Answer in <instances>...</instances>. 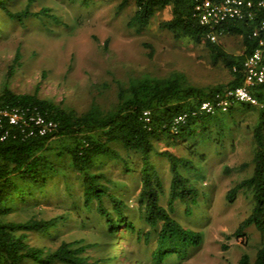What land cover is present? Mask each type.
Instances as JSON below:
<instances>
[{"label": "trees", "instance_id": "obj_1", "mask_svg": "<svg viewBox=\"0 0 264 264\" xmlns=\"http://www.w3.org/2000/svg\"><path fill=\"white\" fill-rule=\"evenodd\" d=\"M88 1L82 0L84 4ZM129 1L136 8L130 26L137 32L147 28L157 10L169 8L171 18L162 21L159 27L172 33L177 41L203 45L214 63H222L230 71L231 80L225 86L198 88L179 74L166 78H132L127 86L119 85L118 102L113 109L103 110L93 103L82 113L37 94L15 93L8 84L4 85L0 91V110H20L25 123L11 125L5 118L0 127V264L112 262L111 256L93 259L87 255L93 244L82 240L60 241L61 228L76 213L49 219L12 218L29 199L43 194L52 182L57 169L49 158L50 150L70 160L71 169L81 177L84 208L103 219L109 236L119 238L120 232L126 230L136 235L137 240L143 238L150 242L154 238L153 264L187 260L204 243V233L184 227L174 217L177 203L190 214L199 202L198 187L185 173L200 171L196 161L201 159L200 146L223 142L236 125V114L251 110L258 114L252 128V173L233 186L226 199L232 204L242 192L252 201L250 214L239 225L236 236H245L248 242L250 236L246 229L253 227L264 238V107L234 103L225 112L201 110L202 104L213 101L216 95L244 85L245 62L261 43L264 45L261 29L264 11L254 8L252 19H229L215 28L217 33L241 38L242 51L235 55L208 38L211 29L202 25L195 13L197 0H124L123 4ZM0 7L11 18L23 20L29 16L27 11L13 15L4 0H0ZM248 91L264 102V83L248 87ZM38 116L53 125L43 135L30 120ZM180 117H184L183 121L178 120ZM162 139L168 141L169 147L181 148L184 154L168 149L158 153L155 142ZM53 141L57 146L52 148ZM154 154L164 157L169 164L166 206L160 203L166 192L151 161ZM128 157L135 160L129 162ZM109 162L114 165L121 162L127 174L139 172V219L149 231L135 230L129 205L116 194L121 185L103 171ZM237 264H264V245L257 249L254 258L243 253Z\"/></svg>", "mask_w": 264, "mask_h": 264}, {"label": "rangeland", "instance_id": "obj_2", "mask_svg": "<svg viewBox=\"0 0 264 264\" xmlns=\"http://www.w3.org/2000/svg\"><path fill=\"white\" fill-rule=\"evenodd\" d=\"M123 1L89 0L84 4L82 0H4L13 15L27 11L29 16L23 20L11 18L0 7V91L8 84L15 93L37 94L82 113L93 103L103 110L113 109L119 85L127 86L132 78L179 74L198 88L225 86L231 80L230 71L222 63H214L203 45L177 41L159 27L171 18L169 8L157 10L147 28L137 32L130 26L135 5ZM216 42L229 53L238 55L242 51L240 37L223 34ZM257 115L256 110L236 114L230 136L223 142L199 147L201 159L196 161L200 171L185 173L198 187L199 202L190 214L177 203L174 217L184 227L202 231L204 243L187 260L165 264H237L243 253L254 258L264 245V238L253 227L246 229L248 242L245 236L235 234L250 214L249 196L240 192L232 204L226 199L228 191L252 173V128ZM155 145L158 153L168 149L184 154L181 148L169 147L167 140H158ZM55 146L53 141L50 147ZM56 153L49 151L57 169L52 182L12 218L49 219L76 213L61 228L60 241L93 244L87 255L93 259L111 256L110 264H153L154 238L150 242L137 240L126 230L119 238L109 236L103 219L84 208L80 175L71 169L67 157ZM151 161L163 180L166 193L160 203L166 206L169 164L158 154ZM103 171L121 185L116 194L129 205L135 230L149 231L139 219V172L125 173L121 162L105 163Z\"/></svg>", "mask_w": 264, "mask_h": 264}, {"label": "built area", "instance_id": "obj_3", "mask_svg": "<svg viewBox=\"0 0 264 264\" xmlns=\"http://www.w3.org/2000/svg\"><path fill=\"white\" fill-rule=\"evenodd\" d=\"M254 8L264 11V0H197L195 13L200 23L211 29L208 38L215 42L222 33H217L215 28L222 22L229 19H252ZM264 30V22L261 24ZM250 58L245 62V82L244 85L224 91L216 95L213 101H206L202 104L201 110L206 113H214L217 110L225 112L230 104L246 103L256 107H264V102L254 98L248 91V87L264 83V45L261 43ZM7 118L9 124L18 125L24 121V114L18 109L11 111L0 110V127L3 119ZM180 117L179 121H183ZM38 128L40 134H45L53 126L51 123L46 124L42 117L30 119Z\"/></svg>", "mask_w": 264, "mask_h": 264}]
</instances>
